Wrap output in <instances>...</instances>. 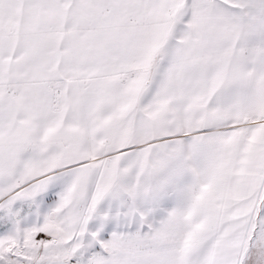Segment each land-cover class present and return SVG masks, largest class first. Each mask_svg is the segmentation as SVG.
<instances>
[{
  "label": "snow or ice",
  "instance_id": "snow-or-ice-1",
  "mask_svg": "<svg viewBox=\"0 0 264 264\" xmlns=\"http://www.w3.org/2000/svg\"><path fill=\"white\" fill-rule=\"evenodd\" d=\"M0 264H264V0H0Z\"/></svg>",
  "mask_w": 264,
  "mask_h": 264
}]
</instances>
